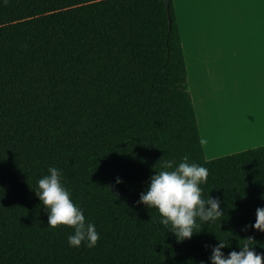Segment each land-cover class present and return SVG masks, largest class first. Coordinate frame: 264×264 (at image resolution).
Instances as JSON below:
<instances>
[{"label": "trees", "instance_id": "obj_1", "mask_svg": "<svg viewBox=\"0 0 264 264\" xmlns=\"http://www.w3.org/2000/svg\"><path fill=\"white\" fill-rule=\"evenodd\" d=\"M184 155L223 213L178 242L137 201L159 160ZM49 166L95 247L47 226L32 188ZM262 196L264 145L205 155L174 0H0V264H200L217 238L227 253L248 236L264 252V232L243 230Z\"/></svg>", "mask_w": 264, "mask_h": 264}, {"label": "crops", "instance_id": "obj_2", "mask_svg": "<svg viewBox=\"0 0 264 264\" xmlns=\"http://www.w3.org/2000/svg\"><path fill=\"white\" fill-rule=\"evenodd\" d=\"M174 5L193 88L191 94L193 102L199 105L196 113L201 139L204 134L206 137V145H203L206 157L224 155H213L210 141L212 135L214 143L216 137H224L225 130H218L223 123L232 130L242 122L249 124L241 128L253 129L255 133L250 141L260 142L235 152L264 145V0H174ZM225 64H230L232 79L235 78V65L245 70L247 93L252 90L250 80L256 86L257 81L261 83L263 97L260 99V90L254 88L253 107L240 109L238 98L225 101L226 95L221 97L216 92L223 76L227 80L229 77ZM243 75L240 74V78ZM227 136L234 140L243 137L234 131Z\"/></svg>", "mask_w": 264, "mask_h": 264}, {"label": "clouds", "instance_id": "obj_3", "mask_svg": "<svg viewBox=\"0 0 264 264\" xmlns=\"http://www.w3.org/2000/svg\"><path fill=\"white\" fill-rule=\"evenodd\" d=\"M62 170L49 166L47 174L42 175L36 181V187L32 188L36 196L44 206L47 213V226L56 228L66 225L72 228L67 237L69 247L93 248L100 234L96 225L87 219L84 210L76 204L71 192L62 183ZM208 179V169L195 161L189 162V156L175 159L159 160L158 169L149 176L147 187L139 193L138 204L147 208H155L159 213V224L174 234L176 240L190 239L196 232L197 220L201 222L215 221L221 217L222 210L220 200L208 195L202 197L201 185ZM115 182L121 183L120 177ZM264 199V196L261 197ZM255 221L249 226L244 225L243 230L249 227L264 232V206H258L255 210ZM254 238L245 237L238 250L233 249L227 253L223 251L229 246L224 239H218L214 245H206L211 248L207 261L200 264H264V252L256 251Z\"/></svg>", "mask_w": 264, "mask_h": 264}, {"label": "rangeland", "instance_id": "obj_4", "mask_svg": "<svg viewBox=\"0 0 264 264\" xmlns=\"http://www.w3.org/2000/svg\"><path fill=\"white\" fill-rule=\"evenodd\" d=\"M226 65V70H228V80L223 76L222 84L220 83L219 86L216 87V92L222 97L225 96V101L226 100H236L237 98L239 99V107L240 109H249L253 107L255 104V98L256 95L254 94V88H258L261 92L260 99L263 97V88L261 86L260 82H256L257 86L254 85L253 80H250V88L252 89L251 92L247 93V78L245 74V70H243L241 67L235 65V78L232 79L230 76V64H225ZM244 73L243 77L240 78V74ZM261 77V74L259 75ZM190 76L188 78V84H189V90L191 93H193V88L191 87L190 84ZM240 80H243V82H240ZM215 81V80H214ZM225 82V83H223ZM214 94V93H213ZM216 97V95H214ZM227 97V98H226ZM244 101V102H243ZM198 102H195L194 104L196 107L197 111V104ZM253 104V105H252ZM259 104H263V102H259ZM198 113V112H197ZM199 122V120H198ZM200 125V124H199ZM249 124L247 123H240L239 126H236L233 128V130L228 127L225 123L222 125L220 124V128L218 130H225L223 131L224 137H216V141L214 143V137L213 135L210 136V141L213 143V149H214V154L213 155H222V154H229L237 151L238 149H245L246 147H249L250 145H255V143H260L259 140H251V136L255 133V131L252 129H246V128H241V126H247ZM217 130V129H216ZM215 130V131H216ZM237 132L239 135H243L241 139H236L234 140L231 136L228 137L227 135H230L231 132ZM248 132V133H246ZM244 138V139H242ZM244 140V141H243ZM203 145H206V137L205 134L203 136ZM218 141V142H217ZM252 141H257V142H252ZM217 142V143H216ZM253 143V144H250ZM208 155V154H207Z\"/></svg>", "mask_w": 264, "mask_h": 264}, {"label": "water", "instance_id": "obj_5", "mask_svg": "<svg viewBox=\"0 0 264 264\" xmlns=\"http://www.w3.org/2000/svg\"><path fill=\"white\" fill-rule=\"evenodd\" d=\"M167 12H169V0H165ZM171 19L169 15V20Z\"/></svg>", "mask_w": 264, "mask_h": 264}]
</instances>
